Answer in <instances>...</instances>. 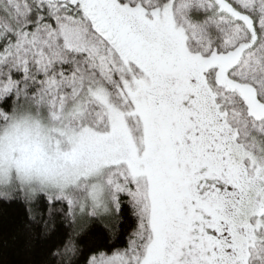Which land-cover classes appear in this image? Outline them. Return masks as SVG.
<instances>
[{
	"label": "snow or ice",
	"instance_id": "obj_1",
	"mask_svg": "<svg viewBox=\"0 0 264 264\" xmlns=\"http://www.w3.org/2000/svg\"><path fill=\"white\" fill-rule=\"evenodd\" d=\"M0 201L49 264H264V0H0Z\"/></svg>",
	"mask_w": 264,
	"mask_h": 264
},
{
	"label": "trees",
	"instance_id": "obj_2",
	"mask_svg": "<svg viewBox=\"0 0 264 264\" xmlns=\"http://www.w3.org/2000/svg\"><path fill=\"white\" fill-rule=\"evenodd\" d=\"M56 239L32 227L23 205L0 201V264H49L47 254ZM85 239L103 243L95 231Z\"/></svg>",
	"mask_w": 264,
	"mask_h": 264
},
{
	"label": "clouds",
	"instance_id": "obj_3",
	"mask_svg": "<svg viewBox=\"0 0 264 264\" xmlns=\"http://www.w3.org/2000/svg\"><path fill=\"white\" fill-rule=\"evenodd\" d=\"M22 115L30 116V115H32V113H30V112H25V113H22Z\"/></svg>",
	"mask_w": 264,
	"mask_h": 264
}]
</instances>
